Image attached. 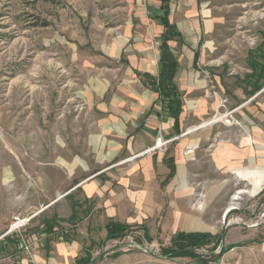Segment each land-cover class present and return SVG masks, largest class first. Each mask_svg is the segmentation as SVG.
<instances>
[{
	"label": "rangeland",
	"instance_id": "1",
	"mask_svg": "<svg viewBox=\"0 0 264 264\" xmlns=\"http://www.w3.org/2000/svg\"><path fill=\"white\" fill-rule=\"evenodd\" d=\"M154 3L0 0V238L13 217L31 218L19 237L0 241V257H16L9 264L17 263L22 241L29 248L23 253H29L38 241L47 249L59 238H77L83 219L93 220L101 233V210L69 190L95 168L93 138L100 116L95 101L98 93L105 101L123 75L117 58L123 39L130 28L143 29L139 17ZM183 4L197 7L200 21L197 31L184 26L187 48L200 55L195 67L182 57L187 71L207 80L219 77L231 94L241 91L242 99H230L232 108L240 101L262 103L264 83L252 93L255 79L246 76L251 60L263 62L258 51L264 44V0H174L172 22ZM189 169L192 174L193 166ZM232 185L212 192L216 182L175 175L163 188L159 213L115 238L95 231L73 264H264V192L240 196L247 189ZM216 192L221 196L211 195ZM199 232L212 239L179 256L173 238Z\"/></svg>",
	"mask_w": 264,
	"mask_h": 264
},
{
	"label": "crops",
	"instance_id": "2",
	"mask_svg": "<svg viewBox=\"0 0 264 264\" xmlns=\"http://www.w3.org/2000/svg\"><path fill=\"white\" fill-rule=\"evenodd\" d=\"M173 1L169 3L168 21L175 25L184 42L183 45L175 41L168 43L170 49L171 43L175 45L171 49L177 59L174 82L182 96L177 128L174 119L162 109L158 94L145 87L141 78L144 74L153 78L158 75L163 34L159 20L163 12L160 0H155L147 7V16L139 17L143 29L135 32L130 28L123 39L124 45L117 57L122 62L123 75L105 101L99 93L95 101V109L100 114L96 121L97 136L93 138L97 152L95 168L69 190L71 194L78 192L84 201L101 210V233L98 226L94 229L93 220L83 219L76 226L77 238L69 241L59 238L49 242L47 249L40 248L39 241L35 242L29 253H20L16 264H73L79 260L84 240L89 236L93 240L95 231L105 238L108 221L134 228L159 213L163 188L175 175L184 181L192 176L196 182H216V189H210L212 192L233 188L235 183L247 189L241 190L245 193L240 196L257 197L264 192V101L254 106L252 102L240 101L232 108L230 99H242L241 91L231 94L219 77L207 80L187 71L182 57L190 58V66L195 67V54L198 59L200 55L187 48L189 33L184 26L189 24L192 31H197L200 21L197 7L183 4L177 9L180 14L177 21L172 22ZM201 16L206 29L209 28L208 13L205 11ZM219 100L226 101L224 109H218ZM231 110H234L236 125L227 126L222 121L205 125L215 114ZM243 110L248 112L244 114ZM237 114L245 125L239 123ZM158 141L167 143L155 147ZM190 149H193V159L188 154ZM190 166H193L192 174ZM225 181L226 184L218 185ZM211 195L221 196L218 192ZM9 236H2L0 241ZM14 257L12 254L0 257V264H9Z\"/></svg>",
	"mask_w": 264,
	"mask_h": 264
},
{
	"label": "trees",
	"instance_id": "3",
	"mask_svg": "<svg viewBox=\"0 0 264 264\" xmlns=\"http://www.w3.org/2000/svg\"><path fill=\"white\" fill-rule=\"evenodd\" d=\"M161 10L163 12L159 23L163 27L162 42L159 46V60H158V75L156 78L150 77L147 74L141 76L145 87L158 94V101L161 103L162 109L169 117L175 121V129L177 128V120L181 113L182 96L175 85L174 78L177 72V59L170 49L168 43L175 41L178 45H183L182 37L178 33L175 25L169 23V3L171 0H160ZM259 59H263L262 64L258 65L256 61L251 60L250 75L246 78H254L252 93L259 91L261 82L264 83V44L263 49L258 51ZM198 55L195 54V64L197 63ZM131 227L120 223L108 221L105 225L106 238L111 239L119 235V232ZM120 234V233H119ZM212 239L209 234L205 233H178L172 240L174 245H177L180 251L179 256L189 254L190 251H195L204 245H207L208 240ZM90 264V263H88Z\"/></svg>",
	"mask_w": 264,
	"mask_h": 264
},
{
	"label": "built area",
	"instance_id": "4",
	"mask_svg": "<svg viewBox=\"0 0 264 264\" xmlns=\"http://www.w3.org/2000/svg\"><path fill=\"white\" fill-rule=\"evenodd\" d=\"M225 104L226 101L225 100H219V106L218 109H224L225 108ZM233 113L234 110L228 111L226 113H223L221 115H214L212 117V120H214L212 123H216L218 121H222L225 125L227 126H233L237 124V121L234 119L233 117ZM167 142H164V145ZM156 147V145H155ZM31 218H21L19 216H15L12 218V222L10 223V225L7 228L6 233L4 234V236H9V235H16L18 236V234L21 232V230L26 226V224L30 221ZM19 237V236H18ZM21 249L23 250V252H28L29 248L28 246L22 241V245H21Z\"/></svg>",
	"mask_w": 264,
	"mask_h": 264
},
{
	"label": "bare ground",
	"instance_id": "5",
	"mask_svg": "<svg viewBox=\"0 0 264 264\" xmlns=\"http://www.w3.org/2000/svg\"><path fill=\"white\" fill-rule=\"evenodd\" d=\"M215 120V119H214ZM214 120H209V121H207L206 123H205V125H209L210 123H212ZM160 145H164V143H162L161 141H158L157 142V144H156V146L157 147H159ZM238 194V193H237ZM238 199V197H235L234 198V200H237ZM231 210V207H229L228 209H227V211H226V213L228 212V211H230Z\"/></svg>",
	"mask_w": 264,
	"mask_h": 264
}]
</instances>
